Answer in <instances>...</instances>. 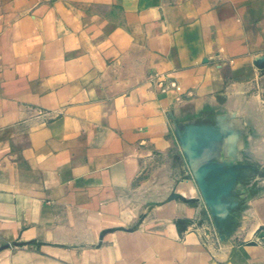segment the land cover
<instances>
[{
    "label": "crops",
    "instance_id": "1",
    "mask_svg": "<svg viewBox=\"0 0 264 264\" xmlns=\"http://www.w3.org/2000/svg\"><path fill=\"white\" fill-rule=\"evenodd\" d=\"M257 166L264 0H0V264H264Z\"/></svg>",
    "mask_w": 264,
    "mask_h": 264
},
{
    "label": "built area",
    "instance_id": "2",
    "mask_svg": "<svg viewBox=\"0 0 264 264\" xmlns=\"http://www.w3.org/2000/svg\"><path fill=\"white\" fill-rule=\"evenodd\" d=\"M149 80L153 85L157 86L161 92H168L169 90H177L179 92L182 91V86L178 83V81L173 78L171 79L168 75H150Z\"/></svg>",
    "mask_w": 264,
    "mask_h": 264
},
{
    "label": "rangeland",
    "instance_id": "3",
    "mask_svg": "<svg viewBox=\"0 0 264 264\" xmlns=\"http://www.w3.org/2000/svg\"><path fill=\"white\" fill-rule=\"evenodd\" d=\"M256 170H257L256 171L257 173H263L264 172L263 169H261L260 166H257L256 167ZM262 185H263V182L262 181H253V182H251L249 184V186L251 187V189H260L262 187Z\"/></svg>",
    "mask_w": 264,
    "mask_h": 264
},
{
    "label": "water",
    "instance_id": "4",
    "mask_svg": "<svg viewBox=\"0 0 264 264\" xmlns=\"http://www.w3.org/2000/svg\"><path fill=\"white\" fill-rule=\"evenodd\" d=\"M214 172V171H213Z\"/></svg>",
    "mask_w": 264,
    "mask_h": 264
}]
</instances>
